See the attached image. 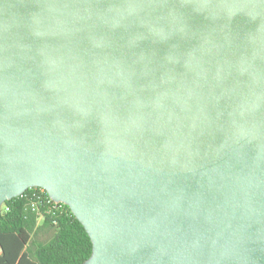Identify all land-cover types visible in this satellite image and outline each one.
Masks as SVG:
<instances>
[{
  "label": "water",
  "instance_id": "obj_1",
  "mask_svg": "<svg viewBox=\"0 0 264 264\" xmlns=\"http://www.w3.org/2000/svg\"><path fill=\"white\" fill-rule=\"evenodd\" d=\"M31 187L79 264H264V0H0V215Z\"/></svg>",
  "mask_w": 264,
  "mask_h": 264
},
{
  "label": "trees",
  "instance_id": "obj_2",
  "mask_svg": "<svg viewBox=\"0 0 264 264\" xmlns=\"http://www.w3.org/2000/svg\"><path fill=\"white\" fill-rule=\"evenodd\" d=\"M43 191V192H41ZM37 195L48 197L40 187H31L6 200L0 215V264H79L92 252V243L69 207L49 209L46 203H31ZM50 232L45 241L34 236Z\"/></svg>",
  "mask_w": 264,
  "mask_h": 264
},
{
  "label": "built area",
  "instance_id": "obj_3",
  "mask_svg": "<svg viewBox=\"0 0 264 264\" xmlns=\"http://www.w3.org/2000/svg\"><path fill=\"white\" fill-rule=\"evenodd\" d=\"M42 190H44V189H42ZM41 192H43V191H41ZM42 202L46 203V205L48 206V208L50 210L51 209H59V208H61V204H64L62 202H56V201L52 200L49 196L43 197L41 195H37V200H35L31 203V209L37 210L38 209L37 203L42 204Z\"/></svg>",
  "mask_w": 264,
  "mask_h": 264
},
{
  "label": "rangeland",
  "instance_id": "obj_4",
  "mask_svg": "<svg viewBox=\"0 0 264 264\" xmlns=\"http://www.w3.org/2000/svg\"><path fill=\"white\" fill-rule=\"evenodd\" d=\"M49 236L50 232L39 230L34 237L40 241H45Z\"/></svg>",
  "mask_w": 264,
  "mask_h": 264
}]
</instances>
